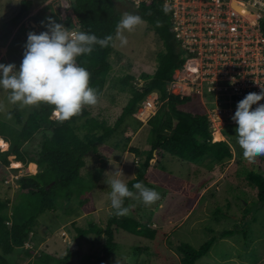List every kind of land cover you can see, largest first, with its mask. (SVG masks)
Here are the masks:
<instances>
[{
    "label": "rangeland",
    "instance_id": "1",
    "mask_svg": "<svg viewBox=\"0 0 264 264\" xmlns=\"http://www.w3.org/2000/svg\"><path fill=\"white\" fill-rule=\"evenodd\" d=\"M27 1L32 3L31 11L22 17L16 27L8 25L21 12L22 3ZM61 1L0 0V64H15L16 70H19L28 34L30 32L40 34L47 30L44 26L47 25V18L53 19L56 15V22L66 27L63 19L68 12L61 10L63 9ZM120 1L127 3L125 0ZM117 9L121 15L130 12L119 4ZM125 35L128 39L126 46L120 47L119 41L113 46V53L109 59L112 71L98 104L84 106L91 112L92 117L105 121L110 126H114L131 97L129 88L123 86L121 80L127 76L135 77L137 86L141 87L144 83L140 80L141 75L155 73L157 56L164 49L162 41L147 22L131 33L126 32ZM177 75L179 72L175 76ZM189 91L187 88L185 94L188 95ZM8 94V91L0 88V103L5 104L7 109L0 112V132L3 134H10L12 130L23 128V124L17 122L16 116L11 115V119L8 118V113L14 111L16 106L19 107L18 104L8 103ZM156 96L154 93L149 98L152 101ZM222 96L219 93L213 96L218 107L221 106ZM199 99L209 115L213 131L217 133L216 140L222 141L221 134L225 137L227 135L226 138L235 154L234 159L212 170H207L204 166L197 168L198 175L195 176L191 168L193 164L165 155L157 164L155 180L161 184L174 180H192L193 189L200 191V200L188 214L186 199L163 188L153 189L159 192L162 198L151 206L130 199L126 206L130 207V213L126 216L149 229L157 230V238L148 240L119 230L115 234L117 249L105 264H180L181 255L178 252L180 244L199 248L211 238L215 239V243L210 252L197 264H264V204L259 203L257 191L249 186L246 178L250 172L264 176V156L253 161L244 159L243 150L237 143L235 131L237 125L230 116L233 113L219 115L210 110L209 97L206 94L200 95ZM39 105L40 103L20 109L24 121ZM159 107L160 104L157 102L155 110L145 111L141 106L135 117L145 125ZM225 107L226 105L221 107L223 112ZM51 118L58 119L54 112ZM131 131H126L125 127L121 128L110 139L98 145L96 152L86 157V166L81 171L80 181L70 191L69 195L73 193L72 198L69 200L65 197L63 201L59 198L60 205L56 212L48 211L38 218L34 234L25 245V249L33 251L32 256L27 257L23 250H16L9 257V261L33 264L44 253L63 257L67 251L72 250L75 254L71 264H95L96 258L103 254L107 237L105 234L89 232L84 238H80L78 230L89 229L90 225L106 229L108 225L114 210L108 197L110 188L105 183L106 172L120 166L127 184L137 177L141 158L129 149H142L151 136L147 126L140 127L133 134ZM2 138L1 136L0 140ZM5 146L3 150H8L7 145ZM9 161L7 177L3 182L0 180V197L9 198L13 203L20 191L18 179L24 175H34L39 170L37 168L36 173H32L29 166L27 169H24L23 165L17 168L13 156ZM15 169L20 170L17 172ZM110 176L109 173L108 178ZM209 177H211L209 182L213 181L212 185L209 186V183L202 185ZM89 198H92L96 210L85 214L81 202ZM230 230L234 231V234L223 238L222 233ZM77 243H81L78 248Z\"/></svg>",
    "mask_w": 264,
    "mask_h": 264
},
{
    "label": "trees",
    "instance_id": "2",
    "mask_svg": "<svg viewBox=\"0 0 264 264\" xmlns=\"http://www.w3.org/2000/svg\"><path fill=\"white\" fill-rule=\"evenodd\" d=\"M117 1L72 0L79 29L95 34L98 38L115 36L116 26L122 16L117 9ZM124 5L128 11L133 9L134 14L141 16L163 43L164 49L157 56L156 71L152 75H141L140 80L144 82L141 87L137 86L135 77L127 76L121 80L122 85L129 88L131 97L114 126L92 117L85 107L82 108L81 114L63 121L60 118H51L56 111L54 105L41 102L26 121L20 108L15 107L11 115L16 116L17 122L23 124V128L12 130L10 134L0 132V137L2 136L9 145L8 150L0 149V180L3 182L7 177L11 156L17 162L14 164L17 168L23 165L24 169L29 166L32 173H36L37 168L39 171L18 179L20 191L13 203L9 198L0 197V264H18L17 261H9V257L16 250H23L27 257L32 256L33 251L25 249V245L34 234L38 218L48 211L56 212L60 205L59 198L62 201L65 197L69 200L72 198L73 193L69 195L70 191L80 181L81 171L86 166V157L96 152L98 145L110 139L123 127L126 131L132 130L133 134L140 127L147 126L151 136L142 149H129L141 158L137 177L127 184L129 188L135 191L132 186L143 182L149 189L163 188L183 196L186 199L188 214L200 200V191L193 189L194 184L189 179L174 180L167 184L157 182L154 173L158 171V162L165 155H170L182 162L212 170L234 159L232 145L226 139L216 140L217 133L213 131L212 122L200 102L199 94L182 96L168 90L175 73L182 70L186 63V56L175 42L170 14L159 4L145 5L139 9L129 2H124ZM31 9L30 1L22 3L21 12L8 25L16 27ZM55 18L56 15L53 18L56 21ZM65 25L67 28L74 27L71 17H67ZM261 27L264 33V18ZM112 53L113 46L101 48L97 45L91 55L77 57L78 65L90 73L89 86L99 90V97L103 95L112 71L109 62ZM154 93L158 96L157 103L160 107L144 125L135 115L144 101ZM206 95L209 97V109L216 108L211 96L213 94ZM232 95L224 94L222 99L233 100ZM246 178L249 186L257 191L259 203L264 204V176L250 172ZM129 200L125 199V207ZM81 207L85 214L96 210L92 198L81 202ZM119 230L148 240H155L158 234L157 230L149 229L133 218L126 215L117 216L113 212L106 229L90 225L89 229L78 230L80 238H84L89 232L106 235L103 254L96 258L95 264H105L113 256L117 249L115 234ZM233 234L232 230L224 231L222 237H230ZM214 243L215 239L211 238L199 248L180 244V264H197L210 252ZM78 246H81V243H77V248ZM74 254L72 250L67 251L63 257L44 253L33 264H71Z\"/></svg>",
    "mask_w": 264,
    "mask_h": 264
},
{
    "label": "clouds",
    "instance_id": "3",
    "mask_svg": "<svg viewBox=\"0 0 264 264\" xmlns=\"http://www.w3.org/2000/svg\"><path fill=\"white\" fill-rule=\"evenodd\" d=\"M47 20V25H44L46 31L28 34L19 70H16L15 64H0V88L9 92L8 103L18 104L20 109L41 102L54 105L63 121L81 114L84 106H95L99 102V90L89 86L90 73L78 65L77 57L91 55L97 45L107 48L115 46V42L119 41L120 47L126 46L128 39L125 33L135 31L146 21L137 14L125 12L116 26L115 36L98 38L78 27L66 28L51 17ZM234 81L232 83H235ZM262 100L264 89H260L258 93H248L238 102L232 116L237 125V143L243 150L244 159L248 161L264 156ZM253 105L256 107L253 108ZM6 110V105L0 103V112ZM8 118L11 119V113H8ZM1 141L9 146L3 139ZM105 177V183L110 188V205L117 216L130 213V207L124 206L126 198L140 201L145 206H151L162 198L159 192L149 189L143 182L135 183L132 186L135 191L131 190L123 179L125 175L120 166L106 172Z\"/></svg>",
    "mask_w": 264,
    "mask_h": 264
},
{
    "label": "built area",
    "instance_id": "4",
    "mask_svg": "<svg viewBox=\"0 0 264 264\" xmlns=\"http://www.w3.org/2000/svg\"><path fill=\"white\" fill-rule=\"evenodd\" d=\"M125 1L136 9L159 4L170 14L175 42L186 56L183 69L177 71L179 75L175 76V73L169 85L170 93L182 96L233 94V100L216 101L221 102V106L212 111L219 115L227 112L234 115L238 102L248 93L264 89V33L261 27L264 0ZM60 4L61 10L68 12L64 24L68 16L73 17L74 28H79L71 1L62 0ZM187 88L190 89L188 95L185 94ZM157 98L151 101L148 97L142 104L144 110H155ZM225 105L223 112L221 107ZM56 116L60 118L59 114Z\"/></svg>",
    "mask_w": 264,
    "mask_h": 264
},
{
    "label": "crops",
    "instance_id": "5",
    "mask_svg": "<svg viewBox=\"0 0 264 264\" xmlns=\"http://www.w3.org/2000/svg\"><path fill=\"white\" fill-rule=\"evenodd\" d=\"M226 133H228V131H226ZM221 136H222V140H224V139H226L228 142H229V140L226 138L227 137V135H226V137H225V135L224 134H221ZM3 139V138H2ZM234 152V151H233ZM191 168H192V172H195V176H197L198 174V171L196 170L197 168H200L199 166H197V165H191ZM200 174V176H201V173H199ZM211 177H209L208 179H207V181H205V182H203L202 183V185L203 184H207V183H209L208 185L209 186H211L212 185V180L209 182V179H210ZM192 181V180H191ZM194 181H192V183H193ZM208 186V188L207 189H209L210 187ZM206 189V190H207ZM200 198H201V196H200ZM191 213V212H190Z\"/></svg>",
    "mask_w": 264,
    "mask_h": 264
},
{
    "label": "bare ground",
    "instance_id": "6",
    "mask_svg": "<svg viewBox=\"0 0 264 264\" xmlns=\"http://www.w3.org/2000/svg\"><path fill=\"white\" fill-rule=\"evenodd\" d=\"M56 114H58L57 111H56ZM0 148H2V149L6 148V146H5L3 141L0 142Z\"/></svg>",
    "mask_w": 264,
    "mask_h": 264
},
{
    "label": "flooded vegetation",
    "instance_id": "7",
    "mask_svg": "<svg viewBox=\"0 0 264 264\" xmlns=\"http://www.w3.org/2000/svg\"><path fill=\"white\" fill-rule=\"evenodd\" d=\"M117 4H119V6L126 7V5H124V3L121 2L120 0L117 1ZM42 32H43V31H42Z\"/></svg>",
    "mask_w": 264,
    "mask_h": 264
},
{
    "label": "water",
    "instance_id": "8",
    "mask_svg": "<svg viewBox=\"0 0 264 264\" xmlns=\"http://www.w3.org/2000/svg\"><path fill=\"white\" fill-rule=\"evenodd\" d=\"M130 12H132V13H135V11L133 10V9H131V10H129Z\"/></svg>",
    "mask_w": 264,
    "mask_h": 264
}]
</instances>
